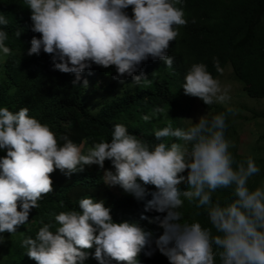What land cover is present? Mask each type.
Here are the masks:
<instances>
[{
  "label": "clouds",
  "instance_id": "9594fccd",
  "mask_svg": "<svg viewBox=\"0 0 264 264\" xmlns=\"http://www.w3.org/2000/svg\"><path fill=\"white\" fill-rule=\"evenodd\" d=\"M24 3L30 10V18L23 20L28 27L25 41L30 42L25 47L6 45L9 37L4 29L13 18H5L7 12L5 17L0 13V82L5 80L7 56L15 61L33 60L31 73L43 65L49 67L52 60L54 70L74 74L72 85L84 88L88 86L87 79L80 83L84 71L97 70L96 82H103L108 78L106 68L114 67L113 79L119 82L114 92L103 91L104 97L114 94L127 77H131L129 87L151 85L140 71L149 59L172 68L169 46L188 23L183 11L185 0ZM21 33L16 31L14 35L18 39ZM27 48L24 57L12 55V50ZM41 51L48 55H39ZM213 67L217 72L214 77L204 63H193L186 71L179 87V92L189 96L186 109L197 107L206 113L208 108L199 100L206 106L229 101V87L215 78L225 66L221 68L219 59L213 57ZM98 92L91 90L89 101L85 100L93 108L96 101H101L100 95L91 100ZM182 109L178 107L175 116L182 127H173L167 119L162 128H157L159 124L149 133L134 135L117 123L110 142L81 139L75 144L61 135V144L47 125L28 115L27 107L15 113L0 107V234H15L28 223L31 210L53 193L51 174L55 171L67 180L88 168L99 173L112 195L138 199L137 210L145 196L144 186L151 188L144 212L158 215L150 218L142 213L140 220L156 223L162 231L154 237L135 215L131 221L115 222L106 194L101 200L87 197L90 183L82 180L77 185L76 180L69 193L84 197L78 201L79 211L52 214V222L42 218L35 237H25L21 242L25 255L35 264H84L92 248L95 264H156L154 254L162 257L158 264H264V183L250 189L249 180L259 175L261 168L252 155L237 160L230 151L235 145L226 138L227 118L234 110L229 107L211 116L199 115L193 121L186 116L188 110L181 113ZM168 111L157 106L141 120L149 123L160 115L162 120ZM120 189L133 197L116 194ZM219 189H231L234 198L224 203L214 201L213 193ZM185 201L203 209L210 226L185 220L181 211ZM54 224L55 232L51 230ZM4 242L5 237L0 235V244ZM143 252L149 258L139 263Z\"/></svg>",
  "mask_w": 264,
  "mask_h": 264
},
{
  "label": "trees",
  "instance_id": "16d2710c",
  "mask_svg": "<svg viewBox=\"0 0 264 264\" xmlns=\"http://www.w3.org/2000/svg\"><path fill=\"white\" fill-rule=\"evenodd\" d=\"M128 11L131 14V9ZM183 11L188 23L179 29V36L169 46L171 50L168 55L173 58L172 68H167L162 61L151 59L140 66V71L152 81L151 85L145 86L141 83L128 91L115 92L104 97L101 96L103 91L114 92V87L119 82L113 79L116 75L114 67L106 68L108 78L103 82L101 80L96 82L95 78L99 74L97 70L84 71L80 82L82 84L83 79H87L88 86L84 88L72 85L74 74L54 70L52 60L49 67L43 65L31 73L30 65L33 60L15 61L7 56L4 61L5 80L0 82V107H7L13 113L21 107H27L28 115L47 125L61 144H63L59 139L61 135H67L75 144L81 139L89 143L101 140L110 142L113 125L117 123L125 125L134 135L149 133L159 124L157 128H162L167 119H170L173 127H182L175 116L178 114V107L186 109L189 100V96L184 95L183 91L179 92L186 71L193 63H204L214 77L217 72L213 67V57L219 59L221 68L229 67L230 76L236 81L241 93L264 98V0H185ZM5 12L9 13L6 17ZM0 13L7 19L10 16L13 18V22H9L4 29L9 37L6 45L22 48L30 43L25 41L28 27L23 20L30 18V10L24 0L22 3L17 0H0ZM16 31L22 32L18 39L14 35ZM39 55L48 54L41 51ZM31 58L33 56L28 59ZM39 58L46 62L45 58ZM103 77L104 74L101 73L100 78ZM130 80L131 77L125 78L128 85L131 83ZM91 90L100 92L101 101L95 102V108L91 106L92 103L89 105L85 101L88 100V93ZM199 102L208 109L212 107L209 116L227 110L220 104L206 106L202 101ZM157 106L164 107L166 111L169 108L170 118L165 115L161 120L160 115L149 123L143 122L141 116L150 114ZM237 106L244 107L242 104ZM245 108L251 116H264V113L251 107ZM227 124L226 138L235 145L230 149L234 157L241 160L250 154L261 168L260 174L249 180L250 189L260 186L264 183V151L261 152L263 148L256 146V150L241 154L237 150L235 119L228 115ZM51 179L53 193L44 196L38 202L39 207L31 210L28 223L18 228L15 234H0L5 237V242L0 244V264H35V261L25 255L26 249L21 247V242L25 237H35L42 218L45 222H52V214L67 210L79 211L78 201L84 197L69 193L76 180L77 185L82 180L90 183L87 197L101 200L102 197L105 199L106 194L115 222L131 221L135 215L142 227L152 231L154 237L162 231L156 223L150 224L146 220H140L142 213L150 218L158 215L154 211L144 212L146 201L151 199V188L144 186L145 196L139 202L137 210L138 199L109 193L95 170L93 172L85 168L83 172H78L76 176L67 180H62L55 171L51 174ZM233 198L231 189H219L213 193L214 201L220 200L224 203ZM61 203L64 205L63 208ZM181 211L189 223L199 221L206 227L210 226L203 209H197L185 201ZM186 212L191 213V217H185ZM56 227L54 224L51 230L55 232ZM94 251V248L89 250V258L84 264H95V259L91 256ZM145 257L149 258L144 252L141 253L139 263H142ZM152 260L158 264L162 257L154 254Z\"/></svg>",
  "mask_w": 264,
  "mask_h": 264
},
{
  "label": "rangeland",
  "instance_id": "374dc122",
  "mask_svg": "<svg viewBox=\"0 0 264 264\" xmlns=\"http://www.w3.org/2000/svg\"><path fill=\"white\" fill-rule=\"evenodd\" d=\"M26 50H28V48L25 50H12V53H13L12 55L24 57L27 55V53L25 52ZM1 55L2 54H0V56ZM229 72H230L229 67L225 66V71H223L222 74L216 76L215 78H218L220 80L222 86L229 87V89H230L229 101L224 105H221V104L220 105L223 108L227 109V108L231 107L234 110L233 113L229 114V117L235 119V123H236L235 133L238 137V141L236 143L237 144V150L241 154H246L250 150H256V146H259V148H263L261 150V152H262V151H264V116H262V117L259 115H257V116L252 115L251 116V113L245 107H251L255 111L264 113V98L255 97L252 95H248L246 93H241V90L238 88L236 81L230 76ZM131 88L132 87H129L127 82H125V84H120V87H118L115 92L121 93L122 91H126V90L128 91ZM102 94L103 95H101V96L106 95V93H102ZM99 95H100V92H98L96 94H92L91 100L97 99L99 97ZM237 104H242V105H244V107H238ZM186 110H188L186 113V116L188 118H191L193 121H195L199 115H203V114L208 115L210 108L207 110L205 108L206 113H204L203 109H200L197 107L196 108L188 107V109H182L181 113H183ZM89 147L90 146H88V148ZM85 152H87V151H85ZM93 166L98 168V166H96V165H93ZM105 168L107 169V165H105ZM99 170L103 174V170H101V169H99ZM121 192L126 193L123 189H122V191L120 189V190L116 191L115 193L119 194ZM126 194H129L133 197V195L130 193H126ZM185 217H191V213L186 212ZM4 258H6V257L4 256Z\"/></svg>",
  "mask_w": 264,
  "mask_h": 264
}]
</instances>
